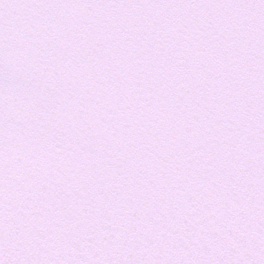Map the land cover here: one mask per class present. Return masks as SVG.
<instances>
[{"label":"snow or ice","instance_id":"obj_1","mask_svg":"<svg viewBox=\"0 0 264 264\" xmlns=\"http://www.w3.org/2000/svg\"><path fill=\"white\" fill-rule=\"evenodd\" d=\"M0 264H264V0H0Z\"/></svg>","mask_w":264,"mask_h":264}]
</instances>
